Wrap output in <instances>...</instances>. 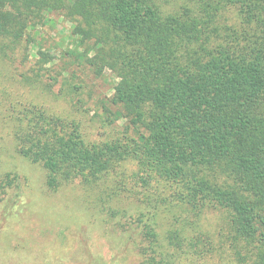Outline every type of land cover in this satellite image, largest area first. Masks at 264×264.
I'll list each match as a JSON object with an SVG mask.
<instances>
[{
  "label": "trees",
  "instance_id": "obj_1",
  "mask_svg": "<svg viewBox=\"0 0 264 264\" xmlns=\"http://www.w3.org/2000/svg\"><path fill=\"white\" fill-rule=\"evenodd\" d=\"M51 13L71 19L83 47L66 56L117 78L104 112L122 131L87 142L77 122L29 101L6 108L17 153L42 167L47 189L124 186L121 167L134 164L135 194L150 198L127 236L140 264H209L214 253L215 264H264V0H0V59L24 41L27 52ZM35 57L39 70L54 61ZM13 182L0 185V200L12 189L4 217L21 198ZM166 200L177 214L160 232ZM210 211L223 215L214 233L200 225Z\"/></svg>",
  "mask_w": 264,
  "mask_h": 264
},
{
  "label": "rangeland",
  "instance_id": "obj_2",
  "mask_svg": "<svg viewBox=\"0 0 264 264\" xmlns=\"http://www.w3.org/2000/svg\"><path fill=\"white\" fill-rule=\"evenodd\" d=\"M46 16L48 21L31 32L34 44L27 52L24 41L9 59H0V185L9 177L22 191L13 214L4 217L2 202L12 189L2 190L0 264H140L136 245L127 236L138 226L134 216L143 211L140 200L150 202V198L135 194L143 188L132 178L134 164L121 167L124 186L109 179L87 191L75 181L52 192L46 187L42 167L16 151L15 127L6 108L12 105L20 110L17 102L29 101L77 122L87 142L111 141L122 131V122L110 124L104 112L117 78L108 69L96 75L76 55L66 56L67 51H83L71 34V19L57 13ZM38 50L54 58L46 71L36 64ZM158 193L154 187L146 194L153 199ZM160 204L158 221L163 232L172 225L177 210L167 200ZM200 225L214 233L223 225V215L210 211ZM219 259L223 260L214 253L209 264Z\"/></svg>",
  "mask_w": 264,
  "mask_h": 264
}]
</instances>
